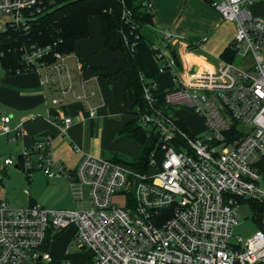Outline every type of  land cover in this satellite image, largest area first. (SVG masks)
I'll use <instances>...</instances> for the list:
<instances>
[{"label":"built area","instance_id":"obj_1","mask_svg":"<svg viewBox=\"0 0 264 264\" xmlns=\"http://www.w3.org/2000/svg\"><path fill=\"white\" fill-rule=\"evenodd\" d=\"M257 1L209 0L223 20L236 22L233 49L238 54L244 47L253 54L254 66L248 70L226 61L213 71L186 67L175 45L183 38L158 32L165 46L153 44L151 50L171 70L175 85L164 95L170 109L156 106L151 93L158 89L155 81L143 87L148 111L137 120L157 134V147L142 168L86 155L69 169L53 160L49 136L24 147L17 160L2 161L0 180L5 179V168L13 166L27 180L36 171L49 180L66 179L79 207L12 208L1 198L0 264H264V219L255 221L253 210L257 231L245 241L232 232L243 203H264L263 176L249 162L252 157L264 158V20L244 8ZM41 2L0 0V30L22 26L24 12H39ZM146 5L151 8L149 2ZM192 48L184 44L183 53ZM49 51V47L25 51L24 63L26 69L45 70L42 85L51 83L54 75L57 93L64 96L71 89L65 84L70 76L63 74L64 56L53 53L55 62L46 65L41 60ZM58 102L52 100L54 105ZM176 106L192 109L202 121L203 135L190 133ZM88 115L93 117L94 110L89 109ZM9 122L8 116L1 119L0 132L12 142L23 131L19 125L11 136ZM71 123L64 118L60 134ZM116 197L123 200L121 206L113 202ZM69 227L73 228L70 247L90 254L75 262L66 251L55 261L49 245Z\"/></svg>","mask_w":264,"mask_h":264},{"label":"crops","instance_id":"obj_2","mask_svg":"<svg viewBox=\"0 0 264 264\" xmlns=\"http://www.w3.org/2000/svg\"><path fill=\"white\" fill-rule=\"evenodd\" d=\"M149 3L153 13L151 35L157 41L154 45L159 48L165 46L159 31L181 34L187 38L185 40L182 37L186 42L181 40L175 45L181 50L186 67L194 65V68L209 71L217 68L221 61L219 56L233 40L236 28L222 19L209 0H149ZM245 9L264 20V0H258ZM201 37L206 38V41L201 48H195ZM184 44L192 45V50L183 53ZM148 46L142 40L135 44V49L145 61L157 88L163 90L168 84L171 89L174 84L171 70L168 68L170 73L166 69L160 72L155 67L158 61ZM215 61H218L216 66L213 64ZM115 63L119 67L118 71L114 69ZM63 67V74L70 76L65 84L71 86L64 96L57 93L54 75L50 77L51 83L42 85L45 70L27 68L13 75H6L0 70V124L1 119L8 116L12 129L10 135H15V128L19 125L23 131V135L12 142L0 132V168L5 158L17 160L24 147L31 148L35 141L48 136L52 138L53 160L69 169L75 168L86 155L97 158L109 156L111 159L107 160L115 159L122 163L117 156L120 152L130 156L135 162L139 146L118 135V130L131 120L127 114L129 100L126 96V72L119 71V54L103 47L97 17L89 18L88 37L75 43L74 53L64 57ZM101 67L107 75L118 74L112 79L95 75L92 69ZM165 77L169 80L167 84H163ZM83 95L85 99H79ZM54 99H59L55 105L52 104ZM89 109L94 110L93 117H89ZM64 118H70L72 123L64 134H60L58 126ZM13 170L22 172L14 166L6 167L5 179L0 180V199L3 198L10 207L23 208L38 204L46 209L58 210L56 208L72 200L68 182L64 178L52 179L51 185L46 184L54 190L51 198L38 197V201H35L28 191L25 193V202L9 198L10 176L15 175ZM34 179L33 173L25 182L30 185ZM51 244L52 242L48 248L49 254Z\"/></svg>","mask_w":264,"mask_h":264},{"label":"trees","instance_id":"obj_3","mask_svg":"<svg viewBox=\"0 0 264 264\" xmlns=\"http://www.w3.org/2000/svg\"><path fill=\"white\" fill-rule=\"evenodd\" d=\"M149 0H42L39 12H24V23L16 28L8 26L0 30V70L6 75H13L26 70L24 52L32 49L49 47V52L41 61L46 65L55 62L53 53L68 56L74 53L75 43L89 35V18L97 17L103 39V47L118 53L121 60L119 71L126 72V96L129 100L127 114L131 120L118 130V135L135 142L139 152L133 167L142 168L151 153L157 147V134L153 129L138 124L137 117L148 111L143 95V87L153 81L147 65L135 49L139 41L154 44L152 31V8H147ZM128 12L129 14H125ZM170 56L180 67V61L174 49ZM232 42L222 51L221 61L233 63L236 57ZM33 68V67H29ZM93 73L105 79L104 68H94ZM157 107L169 108L164 102V90H152ZM185 130L184 123L179 121ZM235 126V125H234ZM233 126V128H234ZM112 161L119 162L115 159ZM264 179V171L261 172ZM255 212V221L264 219V203L250 202Z\"/></svg>","mask_w":264,"mask_h":264},{"label":"rangeland","instance_id":"obj_4","mask_svg":"<svg viewBox=\"0 0 264 264\" xmlns=\"http://www.w3.org/2000/svg\"><path fill=\"white\" fill-rule=\"evenodd\" d=\"M47 1L51 2L52 0H47ZM244 8H246V6ZM228 22L231 24V26L234 25L236 28V22L234 21H228ZM176 35L183 37L185 40L187 39L185 36L181 34H176ZM234 38L235 36L233 37V40L231 42L234 41ZM202 39L203 37H201L200 41ZM185 40H183V42H186ZM200 41H198L197 44L200 43ZM153 42L154 43L157 42L155 38ZM145 43L149 45L147 41H145ZM148 47L150 50L151 46L149 45ZM179 51L181 53L180 49ZM261 55L264 57V52ZM217 63L218 61H215L213 63L214 66H216ZM155 64H156L155 67L158 69L161 67L162 68L165 67L160 62H156ZM113 65H114V69L118 71L119 67H117L116 63ZM234 65L240 70L251 69L254 66L253 54L250 51H245L244 47H241L239 50V53L235 57ZM165 69H166V72L170 73L167 67H165L164 70ZM171 77H172V72H171ZM164 79L165 80L163 84L169 83V80L167 77H165ZM167 85H165L162 88L164 91L170 90L169 86ZM173 85L171 86V89L174 87ZM174 110L178 111L179 113L178 115H180L181 118L184 120L187 127L189 128L190 133H192L195 137H199L203 135L204 127H203L202 121L200 118H198L197 116L193 114V111L191 108H188V107L184 108L182 106H176ZM117 154H118L117 155L118 159L122 161L124 165L133 163L134 161L130 156L126 154H123L120 152H118ZM102 159H111V158L109 156H103ZM249 162L252 165V167L256 169L257 171L259 172L264 171V158L252 157V158H249ZM11 170L12 169H10V171ZM14 172H15V175L10 176V188L11 189H10L9 198H16L18 201L25 202L27 198L25 194V190L28 191L29 196L33 198L35 201H38L37 200L38 197H42V199H47L53 196L54 190L46 186V184L51 185L53 181L47 179L43 175L42 172L40 171L34 172L35 179H34V182H32L30 185L26 184L25 182L26 179H24L25 177L24 173L19 172V171H14ZM113 202L118 206H121L123 204V200L118 197L114 198ZM11 206L17 207L14 204H11ZM76 206L77 204L74 205L71 200L69 203L63 206L61 205L59 206L60 208H56V209H74L76 208ZM253 213L254 212L250 208L249 203H243L240 206V208L238 209L239 221H238V225L232 229L233 235L240 236L243 239V241H245L246 239L252 237L255 234V232L257 231V227H256V223L252 220ZM72 232H73V228L69 227L67 230H64L58 233L55 236V238L52 240V244L50 246V255L53 258V260L60 261L65 255L66 251L70 255L71 260L75 262L82 261L86 256L90 254L89 251L82 250L80 247H74V248L70 247L69 242L71 239Z\"/></svg>","mask_w":264,"mask_h":264}]
</instances>
